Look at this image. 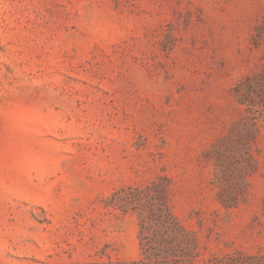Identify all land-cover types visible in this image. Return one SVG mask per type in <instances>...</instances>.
<instances>
[{"label": "rangeland", "instance_id": "rangeland-1", "mask_svg": "<svg viewBox=\"0 0 264 264\" xmlns=\"http://www.w3.org/2000/svg\"><path fill=\"white\" fill-rule=\"evenodd\" d=\"M253 128L224 206L210 150ZM158 176L191 264L264 255V0H0V264L137 260L110 197Z\"/></svg>", "mask_w": 264, "mask_h": 264}, {"label": "trees", "instance_id": "trees-1", "mask_svg": "<svg viewBox=\"0 0 264 264\" xmlns=\"http://www.w3.org/2000/svg\"><path fill=\"white\" fill-rule=\"evenodd\" d=\"M255 131L253 128L245 133V143H234L228 134L210 150L215 168L213 183L224 206H236L246 192L249 148ZM169 191V179L158 176L148 184L129 185L112 193L110 204L138 219L140 256L129 262L116 260L101 264H191L194 261L198 255L196 238L174 215ZM215 264H264V255L232 253Z\"/></svg>", "mask_w": 264, "mask_h": 264}]
</instances>
